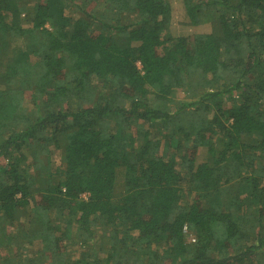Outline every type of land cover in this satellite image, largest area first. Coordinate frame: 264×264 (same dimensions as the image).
I'll use <instances>...</instances> for the list:
<instances>
[{
  "label": "trees",
  "instance_id": "16d2710c",
  "mask_svg": "<svg viewBox=\"0 0 264 264\" xmlns=\"http://www.w3.org/2000/svg\"><path fill=\"white\" fill-rule=\"evenodd\" d=\"M182 3L0 0V264H264V0Z\"/></svg>",
  "mask_w": 264,
  "mask_h": 264
},
{
  "label": "rangeland",
  "instance_id": "374dc122",
  "mask_svg": "<svg viewBox=\"0 0 264 264\" xmlns=\"http://www.w3.org/2000/svg\"><path fill=\"white\" fill-rule=\"evenodd\" d=\"M169 2L172 7L169 28L173 35H193L198 33H210L212 31V24L209 22V18H207L204 23L192 25L186 15L182 0H169ZM17 44L20 45L21 43Z\"/></svg>",
  "mask_w": 264,
  "mask_h": 264
}]
</instances>
